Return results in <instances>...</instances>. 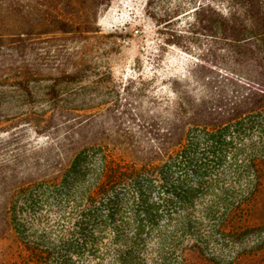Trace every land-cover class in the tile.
<instances>
[{
	"label": "rangeland",
	"instance_id": "rangeland-1",
	"mask_svg": "<svg viewBox=\"0 0 264 264\" xmlns=\"http://www.w3.org/2000/svg\"><path fill=\"white\" fill-rule=\"evenodd\" d=\"M148 1L15 0L12 5L19 7L9 11L0 0V93L4 92L0 95V142L16 138L30 148L62 135L56 130L58 118L45 122L39 115V109L49 110L47 96L42 94L47 81L32 78L33 95L16 91L17 77L26 64L28 68L41 62L56 66L59 59L52 49L47 53L39 49L44 43L36 45L37 51L28 44L41 41L42 9L91 22L88 35L67 34L66 40L55 44L78 51L82 47L100 73H112V79L106 78L101 87L85 95V102L100 101L105 107L92 130L105 141L115 135L120 149L125 131L145 141L149 131L162 133L166 115L162 107L167 96L172 98L169 83L186 73L197 51L192 57L172 45L160 48L164 34L157 33L150 16L159 11L160 0L150 5ZM181 22L183 17L177 27ZM19 37L26 40L14 43ZM216 72L207 71L210 76ZM74 87L61 86L66 91ZM109 106L116 114L106 111ZM254 120L246 117L212 134L193 130L192 140L167 160L141 144L140 157L154 166L142 170L135 180L111 187L96 198V204L82 196L90 170L82 183L68 179L55 187L32 184L17 196L10 229L4 228L0 216V263L26 264L35 258L36 248L44 251L45 264H264V185L256 188L255 183L262 174L255 175L244 162L253 153L257 130L243 126ZM158 137L156 143L161 142ZM220 139L242 141L241 150L214 145ZM149 143L153 142L149 139ZM15 146L0 147L1 165L3 158L20 154L13 150ZM18 158L19 166L6 165L15 175L26 163L21 155ZM29 173V179L36 178ZM5 184L0 177V193ZM137 189H143L146 197L139 198Z\"/></svg>",
	"mask_w": 264,
	"mask_h": 264
},
{
	"label": "trees",
	"instance_id": "trees-1",
	"mask_svg": "<svg viewBox=\"0 0 264 264\" xmlns=\"http://www.w3.org/2000/svg\"><path fill=\"white\" fill-rule=\"evenodd\" d=\"M14 1L4 0L7 10L19 7L12 5ZM152 1H148L149 5ZM168 2L160 0L159 11L150 13L158 26L157 33L164 34L159 46L163 48V44L172 45L192 57L196 50V61L192 62L186 73L178 75L169 83L172 98L167 96L166 105L162 107L166 113L162 121V133L149 131L145 141L144 137L133 139L132 133L125 131L121 149L118 147L119 143H116L115 135L111 134V141H105L99 133L92 130L93 122L100 116L102 108L105 109L104 103L84 101L90 89L101 87L106 78L112 79L111 71L100 73L82 47L78 51L75 47L55 44L56 41L66 40L67 34L88 35L91 22L82 18L75 20L42 9L39 15L42 37H38L41 41L28 44L30 48L36 49V45L44 43L45 46L39 49L44 53L52 49L59 59L56 66L41 62L28 68L26 64L17 77L16 91L21 95H33L35 91L29 85L31 79L47 81L42 94L47 96L45 107L49 110L39 109V115L45 122L50 117L58 118L60 122L56 125V130L61 131L62 135L60 138L50 137L49 141L30 148L23 140L15 141L16 138L0 142V147L10 148L16 145L13 150L20 152L13 157L3 158L2 165L0 164V177L6 183L0 193V216H3L4 228L12 227L13 220L10 215L16 211L14 204L17 196L32 184L55 187L66 183L68 179L72 183H82V178L90 170L92 176L86 185L83 182L82 196L90 204H96V198L111 187L135 180L140 172L154 166L151 160L140 157L138 149L141 144H148L151 152L167 160L181 152L192 140L191 131L216 133L246 117H253L255 120L243 127H255L257 137L251 143L255 149L247 145L252 148L253 153L245 157L244 162L255 175L262 174L255 178L256 188L264 185V0ZM153 8L156 10V7ZM182 17V25L177 27ZM57 34L61 36H56ZM25 40L19 37L13 42L23 43ZM37 54L36 56L42 55ZM210 57L215 58V62ZM215 68L225 71L216 72ZM207 71L217 74L210 76ZM68 84H75L73 90L66 91L61 88ZM3 94L2 91L0 95ZM1 104L3 102L0 100ZM106 111L116 114L111 106L106 107ZM159 135L161 144L155 142L160 138ZM241 142L220 139L214 145L222 147L229 144L233 150H241ZM116 150L122 153L118 155ZM20 155L26 159V163L23 171L19 170L15 175L14 169H11L12 172L6 165L13 163L19 166L17 163ZM183 160L188 161L186 156ZM29 171L35 174V179H29ZM137 190L139 198L146 197L143 189ZM33 254L35 258L32 257L26 264H45L44 251L34 248ZM118 261L121 262L120 257Z\"/></svg>",
	"mask_w": 264,
	"mask_h": 264
}]
</instances>
